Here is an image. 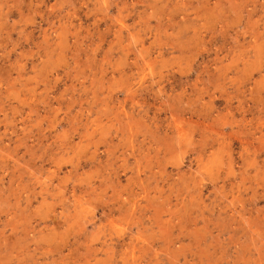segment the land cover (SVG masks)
<instances>
[{"label":"rangeland","instance_id":"1","mask_svg":"<svg viewBox=\"0 0 264 264\" xmlns=\"http://www.w3.org/2000/svg\"><path fill=\"white\" fill-rule=\"evenodd\" d=\"M0 264H264V0H0Z\"/></svg>","mask_w":264,"mask_h":264}]
</instances>
